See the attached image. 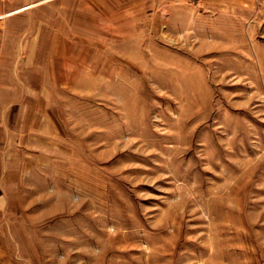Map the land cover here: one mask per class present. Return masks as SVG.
<instances>
[{"label": "rangeland", "instance_id": "1", "mask_svg": "<svg viewBox=\"0 0 264 264\" xmlns=\"http://www.w3.org/2000/svg\"><path fill=\"white\" fill-rule=\"evenodd\" d=\"M0 161V264H264V0H0Z\"/></svg>", "mask_w": 264, "mask_h": 264}, {"label": "crops", "instance_id": "2", "mask_svg": "<svg viewBox=\"0 0 264 264\" xmlns=\"http://www.w3.org/2000/svg\"><path fill=\"white\" fill-rule=\"evenodd\" d=\"M32 41H34V40H32ZM29 42L30 41L27 42V46H28L27 50H29V48L32 46V44ZM8 183L9 182L6 181L4 178V165L0 161V208L4 207L5 204L7 203V194L4 191V189H5V185H7Z\"/></svg>", "mask_w": 264, "mask_h": 264}, {"label": "bare ground", "instance_id": "3", "mask_svg": "<svg viewBox=\"0 0 264 264\" xmlns=\"http://www.w3.org/2000/svg\"><path fill=\"white\" fill-rule=\"evenodd\" d=\"M26 7H24V9H25Z\"/></svg>", "mask_w": 264, "mask_h": 264}, {"label": "built area", "instance_id": "4", "mask_svg": "<svg viewBox=\"0 0 264 264\" xmlns=\"http://www.w3.org/2000/svg\"><path fill=\"white\" fill-rule=\"evenodd\" d=\"M2 1H5V0H2Z\"/></svg>", "mask_w": 264, "mask_h": 264}]
</instances>
